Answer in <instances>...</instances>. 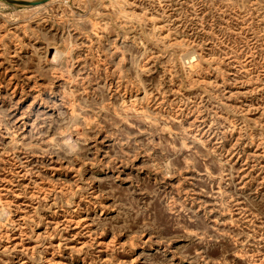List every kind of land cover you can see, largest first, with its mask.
<instances>
[{"label": "rangeland", "instance_id": "obj_1", "mask_svg": "<svg viewBox=\"0 0 264 264\" xmlns=\"http://www.w3.org/2000/svg\"><path fill=\"white\" fill-rule=\"evenodd\" d=\"M0 264H264V0L0 2Z\"/></svg>", "mask_w": 264, "mask_h": 264}, {"label": "water", "instance_id": "obj_2", "mask_svg": "<svg viewBox=\"0 0 264 264\" xmlns=\"http://www.w3.org/2000/svg\"><path fill=\"white\" fill-rule=\"evenodd\" d=\"M51 0H0L8 6L36 7L48 3Z\"/></svg>", "mask_w": 264, "mask_h": 264}, {"label": "bare ground", "instance_id": "obj_3", "mask_svg": "<svg viewBox=\"0 0 264 264\" xmlns=\"http://www.w3.org/2000/svg\"><path fill=\"white\" fill-rule=\"evenodd\" d=\"M52 1V0H51ZM51 1H49V2H51ZM37 7V6H36Z\"/></svg>", "mask_w": 264, "mask_h": 264}]
</instances>
